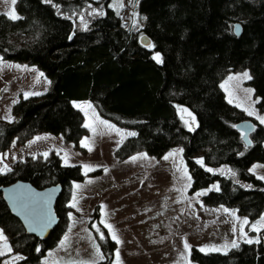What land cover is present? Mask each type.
Here are the masks:
<instances>
[{
    "label": "trees",
    "instance_id": "1",
    "mask_svg": "<svg viewBox=\"0 0 264 264\" xmlns=\"http://www.w3.org/2000/svg\"><path fill=\"white\" fill-rule=\"evenodd\" d=\"M89 2L17 0L18 19L0 13V53L36 65L51 80L45 93L14 104L13 121H0V151L40 132L78 142L87 129L71 101L90 100L101 116L135 130L119 157L140 150L161 157L182 145L191 190L218 183L219 190L203 197L205 204L234 208L251 221L259 218L264 181L249 167L264 162V126L229 104L219 83L225 73L248 67L257 107L264 111V0H140L146 22L139 32L125 27L105 4L103 15L80 23L77 17ZM235 23L240 35L234 33ZM139 33L154 47L143 46ZM157 53L161 62L154 59ZM183 109L195 117L192 129L183 124ZM247 119L255 125L249 145L236 129ZM82 178L79 165L63 164L54 151L17 159L10 171L0 172V186L23 180L36 188L62 187L54 206L59 223L44 240L26 233L0 192V227L12 252L23 255L13 264H42L65 230L70 184ZM92 216L105 237L96 235L104 256L96 264H115L116 245L98 221V208ZM258 237L259 243L243 242L226 253L193 249L191 258L196 264H264V229Z\"/></svg>",
    "mask_w": 264,
    "mask_h": 264
},
{
    "label": "rangeland",
    "instance_id": "2",
    "mask_svg": "<svg viewBox=\"0 0 264 264\" xmlns=\"http://www.w3.org/2000/svg\"><path fill=\"white\" fill-rule=\"evenodd\" d=\"M16 1L13 5L12 0H0V13L10 18L8 14L14 9L15 15L19 17ZM139 1L91 0L88 3L89 7L77 19L80 23L84 22L88 17L101 12L100 9L105 4L116 12L125 27L139 32L146 22V16L138 10ZM121 3L123 7L119 6ZM93 9L96 12H93ZM141 36L142 33H139V37ZM147 47L151 48L148 45ZM244 72H248L252 77L248 67L239 68L225 73L219 86L226 101L229 103V100H232L229 104L242 110L256 123L262 124L257 116H264V111L257 107L258 97L250 84L251 79L233 80L228 83V90L221 87L229 76H239ZM50 87V78L36 65L7 59L0 53V121L14 120L13 106L20 98H25V93L40 95ZM246 89H253L251 95L245 91ZM89 103L93 108L88 110V115H85V110L76 107L83 113V125L93 120L94 111L100 120L106 121L107 125L112 127L95 123V133L91 128L85 127L87 133L76 143L66 141L62 134L40 132L20 146L12 144L0 151V172L8 171L17 159L48 154L51 151L58 154L63 164L80 166L83 178L70 184L71 194L67 202L69 209L64 223L65 230L58 242L46 251L41 260L42 264L71 262L96 264L104 259L100 258L103 254L96 236H100L97 232L99 227L92 221V214L96 208L99 210V223L116 245L112 259L115 264L117 250L120 264H196L191 258L193 249L201 251L200 249L206 245L222 247L226 243L230 245L233 240L240 246L246 238L258 237L259 231H254L252 225L264 217V212L259 218L251 221L234 208L222 204L214 206L205 204L203 197L210 190H216L218 183L197 191L191 190L192 182L188 179L190 175L182 145L171 147L161 157L140 150L121 158L118 156L119 149L135 130L122 127L101 116L90 100L71 101L73 106ZM245 108L254 114L249 115ZM181 114L184 126L192 129L195 125L193 116H188V111H182ZM9 116L11 120L7 118ZM38 137L40 139H37ZM82 142L87 143L88 147L82 146ZM85 165L91 166V170H86ZM254 166L257 167L251 171ZM261 166H264V162L255 161L250 165L249 171L256 177L264 176V167ZM185 170L187 176L184 175ZM198 193L204 194L197 195ZM74 195L79 211L69 206L73 203ZM233 212L234 216L231 215ZM245 219L248 221L247 224L243 223ZM102 220L112 226L120 243L112 239L109 229L101 223ZM241 230L247 233V237L242 235ZM4 235L6 236L5 233ZM65 236L68 240L62 246L61 241ZM185 240L191 246L190 252L185 249ZM7 242L11 246L8 238ZM2 244L0 241V250H4ZM97 245L100 249L99 254L96 250ZM231 249L233 248L229 247L227 251L201 252L226 253ZM4 251L6 254L0 256V264H13L20 260L15 257H23L20 253Z\"/></svg>",
    "mask_w": 264,
    "mask_h": 264
},
{
    "label": "water",
    "instance_id": "3",
    "mask_svg": "<svg viewBox=\"0 0 264 264\" xmlns=\"http://www.w3.org/2000/svg\"><path fill=\"white\" fill-rule=\"evenodd\" d=\"M233 29L236 35L241 34L239 23H235ZM139 41L143 46L150 44V40L145 35H142ZM236 129L243 133L242 139L249 145L251 143L249 135L255 129L253 122L249 119L241 121L236 124ZM61 190L60 184L36 188L23 180L0 186L2 198L11 214L20 221L27 234L41 240L46 239L59 223L54 206ZM46 218H51V223L43 226L42 221Z\"/></svg>",
    "mask_w": 264,
    "mask_h": 264
},
{
    "label": "snow or ice",
    "instance_id": "4",
    "mask_svg": "<svg viewBox=\"0 0 264 264\" xmlns=\"http://www.w3.org/2000/svg\"><path fill=\"white\" fill-rule=\"evenodd\" d=\"M45 2L50 3L51 0H45ZM12 4H13V5L15 4V0H12ZM119 6H120V7H123L122 3H121ZM93 12H96V10L93 9ZM90 14H91V13H90ZM97 14H99V15H103V12L101 11V12H98ZM8 15H9L10 18H12V19H18V18H19V17H17V16L15 15L14 9H13V11L10 12ZM236 28H237V30H238V29H239V26L237 25ZM148 46H149V47H154V45H150V44H149ZM154 59H156L157 62H161L160 54L157 53V54L154 56ZM41 75H43V74L41 73ZM240 79H247V80H250V79H252V77L249 75L248 72H244V73H242V74L239 75V76H229V77H228V80L225 81V83L222 84L221 87H224L225 90H228V89H227V85H228L229 82H231V81H233V80H240ZM245 91H246L249 95H251V93L253 92V89H246ZM34 94H37V95H38L39 93H25L24 96H25V98H27L29 95H34ZM229 95L231 96V92H229ZM257 102H259V101H257ZM229 103H232V100H231V99L229 100ZM74 106L77 107V108H80V109H82V110H85V115H88V110H91V109L93 108V106H92L90 103H89V104H85V105L74 104ZM237 106H239V105H237ZM244 110L247 111L249 115H253V114H254L252 111H249L248 108H245ZM182 111L187 112V109H183ZM92 115H93V120L90 121L89 123H86V124L84 125V127L91 128V130H92L94 133H95V131H96L95 123H99V124H101V125H106V126H108V127H112L111 125H107V122H106V121L100 120L99 116L96 115L94 111H93V114H92ZM188 116L192 117V114H191L190 112H188ZM7 118H8L9 120H11V117H10V116L7 117ZM257 119H259L260 122H261L262 124H264V116H257ZM192 120H193V122H194V121H195V117H192ZM186 123H187V121H186ZM130 135H135V133H130ZM37 139H40V138L38 137ZM249 143H250V142H249ZM82 146L88 147V144L85 143V142H82ZM246 146H247V145H246ZM89 150H91V148H89ZM181 151H182V150H181ZM43 155L46 157V156H47V153H44ZM170 155H172V154H170ZM167 158H168V157H165V159H167ZM133 159L135 160L136 158L133 157ZM65 163L67 164V155H66V157H65ZM200 163L203 164V161L201 160ZM5 167H7V166H5ZM84 167H85L86 170H91V166L85 165ZM255 167H257V166H254V168H253L251 171H254V170H255ZM261 167H264V166H261ZM8 170L10 171V169H8ZM207 170L210 171V172L213 171L212 169H207ZM105 171H107V169H105ZM229 171H231V170H229ZM231 174H232L233 176L236 175L235 172H231ZM184 175L187 176V171H186V170L184 171ZM257 178H258V179H261V180H264V176H259V177H257ZM188 179L190 180L191 178L188 177ZM77 187H79V186H77ZM216 190H219V189L217 188ZM203 194H204V193H198L197 195H203ZM77 203H78V202L76 201V197H75V195H74V196H73V203L70 204L69 206H70V207H73V208H77ZM77 210L79 211L78 208H77ZM225 211H227V210L225 209ZM231 215L234 216L235 213L233 212V213H231ZM69 216H70V218H71V214H69ZM42 223H43V226H47V224L51 223V218H46V219H44V220L42 221ZM101 223H103V224L105 225V227H107V228L109 229V231H110V233H111V235H112V239H113V240H116L117 243H120V240H119V238L117 237V235H116V233L114 232V230L112 229V226H111L110 224H107L106 221H103V220L101 221ZM243 223H244V224H247L248 221L245 219V220L243 221ZM94 227H95V225H94ZM252 229H253L254 231H260L261 229H264V217H261V219H260L259 221H257L256 224L252 225ZM234 230H235V229H234ZM241 231H242V230H241ZM97 232H99V234H100V239L103 240L105 237H104V234H103L102 232H100L99 228H97ZM242 235H243L244 237H247V233H244L243 231H242ZM260 239H261L260 237H256L255 239L246 238L244 242H245V243H249V244H251V243H259V242H260ZM67 240H68V237L65 236V237H64V240L61 241V245L63 246V245L67 242ZM0 241L3 242V244H2L3 249L10 253V252L12 251V249H11V246H9V244H8V242H7V237L4 235V232H3L2 229H0ZM229 247H231V248H238V247H239V244H238L235 240H233V241L231 242L230 245L227 244V243H226L224 246H222V247H218V246H216V245H206V246H204L203 248H201L200 250H201V251H208V250H211V251H222V250H223V251H227V249H228ZM185 249H186V251H188V252H190V250H191V246L188 245V243H187L186 240H185ZM4 250H0V256H3V255L6 254V252H5ZM96 250H97V253L99 254L100 249H99V246H98V245L96 246ZM37 251H39V249H37ZM116 257H117L116 264H120V261H119V251H118V250H117V252H116ZM100 258L103 259V258H104L103 255H100ZM15 259H23V257H19V256H17V257H15ZM71 264H75V262H71ZM81 264H83V262H81Z\"/></svg>",
    "mask_w": 264,
    "mask_h": 264
}]
</instances>
